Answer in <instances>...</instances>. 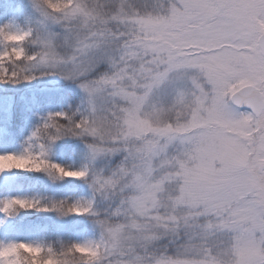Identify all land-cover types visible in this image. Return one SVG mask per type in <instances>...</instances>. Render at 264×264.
I'll return each mask as SVG.
<instances>
[{
	"label": "snow or ice",
	"instance_id": "obj_1",
	"mask_svg": "<svg viewBox=\"0 0 264 264\" xmlns=\"http://www.w3.org/2000/svg\"><path fill=\"white\" fill-rule=\"evenodd\" d=\"M0 264H264V0H0Z\"/></svg>",
	"mask_w": 264,
	"mask_h": 264
},
{
	"label": "rangeland",
	"instance_id": "obj_2",
	"mask_svg": "<svg viewBox=\"0 0 264 264\" xmlns=\"http://www.w3.org/2000/svg\"><path fill=\"white\" fill-rule=\"evenodd\" d=\"M45 195H51V193H44ZM59 194H67V190L66 189H61L60 190V192H59ZM26 223H29V222H39V219H38V217L35 215V214H33L32 216H30V217H28L27 218V220L25 221ZM25 236L27 235V234H24Z\"/></svg>",
	"mask_w": 264,
	"mask_h": 264
}]
</instances>
